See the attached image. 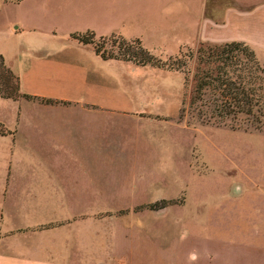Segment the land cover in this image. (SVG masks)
<instances>
[{"label":"rangeland","instance_id":"374dc122","mask_svg":"<svg viewBox=\"0 0 264 264\" xmlns=\"http://www.w3.org/2000/svg\"><path fill=\"white\" fill-rule=\"evenodd\" d=\"M181 1L182 8L179 0H0V53L21 92L49 96L0 95V131L5 122L27 125L15 136L22 156L16 170L67 172L81 199L103 205L95 209L108 217L110 246L134 264H218L210 255L221 251V240L205 235L206 218L221 217L224 203L234 202L224 197L228 188L257 184L246 202L264 203V99L253 114L205 120L208 114L197 112L216 103L209 90V105L190 102L201 41L189 23L194 10L184 7L190 0ZM86 28L95 41L112 31L138 36L163 60L193 54L186 56L190 71L94 61L92 47L70 35ZM103 48L118 52L111 40ZM43 98L119 107L86 113L38 105ZM134 105L147 112L139 116Z\"/></svg>","mask_w":264,"mask_h":264},{"label":"crops","instance_id":"0c3cea01","mask_svg":"<svg viewBox=\"0 0 264 264\" xmlns=\"http://www.w3.org/2000/svg\"><path fill=\"white\" fill-rule=\"evenodd\" d=\"M176 4L182 8L181 0ZM184 7L194 10L188 21L195 30L196 40L218 43L240 40L251 46L258 57H264V0H190ZM76 40L92 47L94 54L90 58L94 61L154 66L122 58H103L92 44ZM45 55L52 57L50 53ZM37 101L43 107H76L86 113L119 107L67 98ZM133 111L139 116L147 112L140 105H134ZM31 123L35 124L32 127L51 126ZM2 124L5 131H0V264H134L132 255L110 246V227L103 224L108 217L96 214L95 209L103 205L81 199L78 183L70 181L67 172L45 171L36 165L16 170L15 164L22 156L18 154L21 145L15 136L27 125L21 121ZM257 187V184L229 187L230 193L224 197H233L234 202L224 203L221 217L207 216L210 225L206 226L205 235L209 232L221 240V251L210 255L217 256L218 264H264V203L246 202L248 194L258 190ZM235 255L240 261H233ZM191 256L197 258V254Z\"/></svg>","mask_w":264,"mask_h":264},{"label":"trees","instance_id":"16d2710c","mask_svg":"<svg viewBox=\"0 0 264 264\" xmlns=\"http://www.w3.org/2000/svg\"><path fill=\"white\" fill-rule=\"evenodd\" d=\"M70 35L83 43L92 44L95 51L103 58H122L137 64L166 65L168 69L182 70L185 74L190 71L186 68V56L191 58L193 54L181 53L174 57L169 56L171 61L163 60L144 46L139 37L126 38L120 33L111 32L109 35H99V41H95L96 33L92 29L71 32ZM108 40L112 41V45H117L118 52L105 51L103 45ZM196 59L197 65L192 73L194 94L190 102L200 100L207 106L208 99L203 96L205 91L209 90L213 93V100L216 103L212 108L198 107L197 112L200 115L208 114L205 120L211 117L213 120H220L224 117H234L239 113H254L255 105L260 99H264L261 75L264 73V60H259L251 46L240 40L220 43L201 41L196 49ZM0 95L12 98H18L20 95L35 96L21 92L19 75L6 64L2 53H0ZM43 99L53 101L52 98ZM150 205L154 207L156 204Z\"/></svg>","mask_w":264,"mask_h":264}]
</instances>
